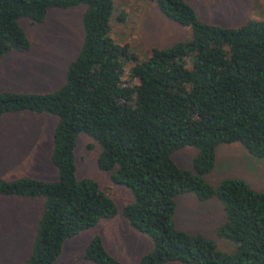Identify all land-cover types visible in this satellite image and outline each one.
I'll use <instances>...</instances> for the list:
<instances>
[{"label": "trees", "instance_id": "1", "mask_svg": "<svg viewBox=\"0 0 264 264\" xmlns=\"http://www.w3.org/2000/svg\"><path fill=\"white\" fill-rule=\"evenodd\" d=\"M151 1L190 38L138 60L109 34L112 0H0V60L30 49L20 19L40 24L49 10L84 6L81 45L63 84L47 93L0 92V116L28 111L55 118L49 161L56 179L0 180L2 197L42 199L28 256L18 264H54L66 239L117 213L94 180L75 176L80 134L99 148L97 169L132 195L120 213L151 244L138 264H264V192L236 177L215 186L204 180L221 145L264 158V21L219 27L200 22L183 0ZM184 147L197 150L191 170L171 158ZM182 194L221 205L224 222L214 233L234 245L233 253L174 228ZM83 259L120 264L98 236L85 245Z\"/></svg>", "mask_w": 264, "mask_h": 264}, {"label": "rangeland", "instance_id": "2", "mask_svg": "<svg viewBox=\"0 0 264 264\" xmlns=\"http://www.w3.org/2000/svg\"><path fill=\"white\" fill-rule=\"evenodd\" d=\"M183 1L200 22L209 25L230 28L249 20L264 21V0ZM83 11L82 5L52 9L40 24L20 19L19 25L29 40L30 49L25 53H10L0 60V92L39 94L57 90L64 82L68 63L75 58L81 45ZM109 24L111 38L118 44L127 45L138 60L147 58L152 48H166L190 38L187 27L161 15L151 0H112ZM54 124V117L28 111L0 116V180L56 179L55 168L49 161ZM196 152L193 147H184L172 153L171 158L177 167L191 170ZM98 153L97 145L85 135H78L74 147L75 176L94 180L112 199L117 213L66 239L54 264H92L83 259V251L93 236L100 237L105 250L120 264H138L139 257L151 247L150 240L134 232L122 217L120 211L132 202V195L126 188L112 185L108 174L97 169ZM232 177L242 179L255 191L264 192V158L249 156L238 144L219 146L215 167L204 180L215 186L221 179ZM194 202L186 197L178 198L177 216L186 211H197L205 221L212 222V226L201 223L200 230L186 228L187 233L212 240L220 252L233 253L234 245L214 233V224L223 217L219 210L208 204L201 206L200 203L198 207ZM41 205V198L0 196V264H18L28 256Z\"/></svg>", "mask_w": 264, "mask_h": 264}, {"label": "crops", "instance_id": "3", "mask_svg": "<svg viewBox=\"0 0 264 264\" xmlns=\"http://www.w3.org/2000/svg\"><path fill=\"white\" fill-rule=\"evenodd\" d=\"M229 145H233V144H229ZM215 163H216V151H215ZM214 167H215V165H214ZM180 197H186L189 200L191 199L193 202L195 201L194 203H197L198 207L200 206V203H201V206L208 204V205H211V206L215 207L216 209H218L219 213H221L223 217H222V220L220 222L214 224V227H213L214 229L224 222V215H223L222 207L216 200L210 199L208 201L201 202V201H198L194 196H190L189 194H182V195H179L175 198V212L173 215V225H174V228L176 230H181L184 232H188V231H186L188 229L200 230L199 224H201V223H204V224L210 223L211 224L212 223L209 220L205 221V219H204L205 217L200 216L201 214H199L197 211H193V212L186 211L183 214H181L180 216H177L178 215L177 214V199ZM214 201H216V202H214ZM209 203H215L216 205L209 204ZM211 226H212V224H211ZM186 228H188V229H186ZM189 234H191V233H189ZM149 249H150V247H149ZM149 249L147 251H149ZM147 251H145V253Z\"/></svg>", "mask_w": 264, "mask_h": 264}]
</instances>
